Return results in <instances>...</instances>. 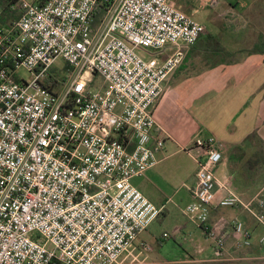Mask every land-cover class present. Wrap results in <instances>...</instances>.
I'll list each match as a JSON object with an SVG mask.
<instances>
[{
    "label": "built area",
    "instance_id": "2783aa9c",
    "mask_svg": "<svg viewBox=\"0 0 264 264\" xmlns=\"http://www.w3.org/2000/svg\"><path fill=\"white\" fill-rule=\"evenodd\" d=\"M12 10L19 19L0 27V264H119L137 248L152 251L140 235L163 209L131 181L158 164L169 136L152 108L206 28L169 0H15ZM58 60L71 73L53 88ZM192 144L181 149L197 165L185 214L221 259L227 226L239 247L253 240L239 219L211 223V211L242 207L264 229V186L244 202L215 174L216 138Z\"/></svg>",
    "mask_w": 264,
    "mask_h": 264
},
{
    "label": "crops",
    "instance_id": "0c3cea01",
    "mask_svg": "<svg viewBox=\"0 0 264 264\" xmlns=\"http://www.w3.org/2000/svg\"><path fill=\"white\" fill-rule=\"evenodd\" d=\"M169 2L196 21L209 10L210 25L198 21L206 28L205 34L195 46L185 47L184 62L166 80L163 94L152 108L157 124L169 136L164 149L157 153V166L131 181L163 209L140 235V241L148 243L152 251L137 248L124 255L119 264H264V247L258 243L264 229L242 207L211 211V223L227 225L239 219L253 240L250 247H239L227 226L224 257L218 259L213 242L182 207L193 201L197 165L181 151L191 148L197 136L215 137L223 153L221 164L215 168L217 178L228 181L244 202L263 188L264 175L251 178L241 159L245 150L250 154L254 149L247 141L253 133L264 141V53L249 54L264 50V0H220L216 7L208 5L210 0ZM173 51L174 47L168 46L159 56L165 59ZM157 136L155 132L154 139ZM127 140L132 151V133ZM241 145L244 151L238 150ZM194 152L200 154L201 150ZM181 156L186 163H181Z\"/></svg>",
    "mask_w": 264,
    "mask_h": 264
},
{
    "label": "trees",
    "instance_id": "16d2710c",
    "mask_svg": "<svg viewBox=\"0 0 264 264\" xmlns=\"http://www.w3.org/2000/svg\"><path fill=\"white\" fill-rule=\"evenodd\" d=\"M37 1L42 2L44 0ZM14 4L15 0H0V27H8V22L12 21L13 24L19 19V14L16 12V10H12V6ZM256 52L264 53V50H252L249 52V54H254ZM70 73L71 68L67 64H64L61 70H57L54 68L51 71V86L53 88H56L59 85H63L69 78ZM247 141L253 143L254 149L249 154L247 150L244 151V143L242 144L243 146H239L238 150L244 151V154H242L241 162H243L246 166V169L251 172V175L249 174L251 178H259L262 176V172H264V141L259 137L257 133H253L247 139Z\"/></svg>",
    "mask_w": 264,
    "mask_h": 264
},
{
    "label": "rangeland",
    "instance_id": "374dc122",
    "mask_svg": "<svg viewBox=\"0 0 264 264\" xmlns=\"http://www.w3.org/2000/svg\"><path fill=\"white\" fill-rule=\"evenodd\" d=\"M205 11V16H202V17H200V18H197V20L198 21H200L201 23H205L207 26L208 25H210V22H209V18H207V14H208V11L209 10H204ZM138 53H139V55L141 56V57H143L144 59H146V60H148L149 58H151V57H155V56H158V53H155V52H153V51H150V50H142V49H140V50H138ZM56 66L58 67V68H62L63 66H64V62L62 61V60H58L57 62H56ZM20 74H21V76L23 77V78H25V79H27L28 77H29V74H28V72L27 71H25V70H22L21 72H20ZM100 85V80L99 79H97L96 81H95V83H94V86H96V87H98ZM171 144V143H170ZM169 144V145H170ZM177 159H179V157H177ZM181 163H186V160L183 158V156H181ZM263 173L264 172H262V176H263ZM186 206L187 205H182V207L185 209L186 208ZM183 209V210H184ZM47 248L48 249H53V246L51 245V244H48L47 245ZM167 258V257H166ZM168 258H170V255H169V257Z\"/></svg>",
    "mask_w": 264,
    "mask_h": 264
}]
</instances>
